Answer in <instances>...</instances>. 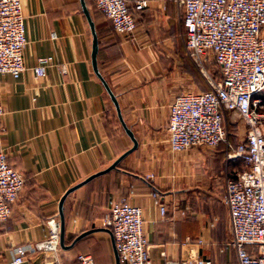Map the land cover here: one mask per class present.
<instances>
[{"label": "crops", "instance_id": "crops-1", "mask_svg": "<svg viewBox=\"0 0 264 264\" xmlns=\"http://www.w3.org/2000/svg\"><path fill=\"white\" fill-rule=\"evenodd\" d=\"M136 1L129 5L137 28L126 36L115 31L94 0H22L26 70L19 78L0 77V132L4 128L2 146L26 184L11 218L0 224V264H8L16 247L44 240L50 221H61L63 196L123 156L112 170L68 194L61 264H79V254L92 255L98 264H117L113 233L104 222L113 199L143 209L156 264L191 255L238 264L224 194L244 161L229 158L226 143L182 152L170 147L174 98L209 90L187 53L184 5L147 0L138 10ZM84 5L98 37V70L136 144L95 70L94 34ZM44 56L53 64L46 76H38L34 67ZM213 63L218 72L212 75L219 79L221 69ZM238 142H232L234 148ZM155 190L164 196V215ZM26 264H41V254L29 256Z\"/></svg>", "mask_w": 264, "mask_h": 264}, {"label": "built area", "instance_id": "built-area-1", "mask_svg": "<svg viewBox=\"0 0 264 264\" xmlns=\"http://www.w3.org/2000/svg\"><path fill=\"white\" fill-rule=\"evenodd\" d=\"M111 20L115 31L132 35L137 23L129 0H94ZM185 8L186 47L191 61L206 78L209 90L178 94L170 106L169 142L174 152L198 146L215 149L226 143L229 158L241 159L246 168L226 183L224 202L229 208L232 244L238 264H264V0H180ZM147 0H137L143 10ZM56 37V34H52ZM29 44L22 0H0V77L19 78L26 70L24 53ZM215 62L221 78L207 71ZM51 56L39 57L34 71L46 76ZM66 71V69H64ZM4 109L0 104V121ZM240 122L239 140L230 141L229 122ZM4 131V128H1ZM0 132V224L13 213L26 179L9 161ZM161 213L164 196L153 193ZM113 233L120 264H156L145 234L143 209L126 199H113L104 218ZM61 221L53 219L44 240L18 246L8 264H26L41 254V264H61ZM165 255V254H164ZM79 264H98L92 255L79 254ZM161 264H213L199 255L166 259Z\"/></svg>", "mask_w": 264, "mask_h": 264}, {"label": "water", "instance_id": "water-1", "mask_svg": "<svg viewBox=\"0 0 264 264\" xmlns=\"http://www.w3.org/2000/svg\"><path fill=\"white\" fill-rule=\"evenodd\" d=\"M85 7V12H86V15L88 16V19L91 23V26H92V31H93V34H94V41H93V62H94V66H95V70L97 72V74L101 77V79L103 80L108 92L110 93L111 97H112V100L114 101V103L116 104L117 106V109H118V113H119V116H120V119L124 125V127L126 128L127 132L129 133V135L132 137V139L134 140L135 144H136V140H135V137H134V134L133 132L128 128L127 124L125 123L123 117H122V113H121V109H120V106H119V103H118V100L115 96V94L113 93L111 87L109 86V84L106 82V80L103 78V76L100 74L99 70H98V63H97V55H98V50H99V42H98V37H97V34H96V30H95V26H94V23L92 21V18L90 16V13L88 11V9L86 8V6L84 5ZM124 157V156H123ZM119 158L113 165H111L109 168H107L106 170H103V171H100L94 175H92L91 177H89L87 180H85L84 182H82L81 184H79L78 186H75L74 188L70 189L64 196L63 198L61 199V202H60V214H61V246H64V242H65V217H64V213H63V206H64V202L68 196L69 193H71L73 190H75L76 188L80 187L81 185L83 184H86L87 182H89L90 180L100 176V175H103L107 172H109L110 170H112L114 167H116L118 165V163L121 161V159L123 158ZM117 264H120L119 262V256H118V253H117Z\"/></svg>", "mask_w": 264, "mask_h": 264}, {"label": "rangeland", "instance_id": "rangeland-1", "mask_svg": "<svg viewBox=\"0 0 264 264\" xmlns=\"http://www.w3.org/2000/svg\"><path fill=\"white\" fill-rule=\"evenodd\" d=\"M207 71L213 74L215 72H218V69H216V67L214 66V63L211 61L207 63ZM261 112L264 113V107L261 108ZM239 124H240L239 120L238 122L236 121V122L228 123V128L230 132H232L229 138L231 142L239 141L241 139V136L239 135ZM245 168H246V164L244 162L238 164L237 166V170H242Z\"/></svg>", "mask_w": 264, "mask_h": 264}]
</instances>
